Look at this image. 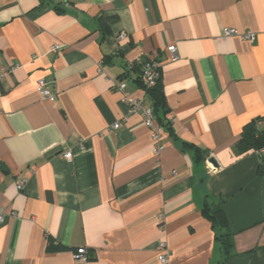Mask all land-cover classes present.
<instances>
[{
  "label": "crops",
  "instance_id": "1",
  "mask_svg": "<svg viewBox=\"0 0 264 264\" xmlns=\"http://www.w3.org/2000/svg\"><path fill=\"white\" fill-rule=\"evenodd\" d=\"M143 58L161 67L160 154L117 88L154 105L129 69ZM258 118L264 0H0V264H159L161 239L169 264H264V158L237 147ZM205 202L227 216V259Z\"/></svg>",
  "mask_w": 264,
  "mask_h": 264
},
{
  "label": "built area",
  "instance_id": "2",
  "mask_svg": "<svg viewBox=\"0 0 264 264\" xmlns=\"http://www.w3.org/2000/svg\"><path fill=\"white\" fill-rule=\"evenodd\" d=\"M225 35H236L239 34L236 28H227L224 30ZM125 34H122L124 36ZM243 37L252 38L253 33L247 32L246 34H241ZM63 48V44L61 43H54L51 46L52 51H59ZM168 50L171 52L172 59L177 58V48L175 45H171L168 47ZM140 60V59H139ZM134 62V61H133ZM133 62H130L129 68H132ZM160 63L153 58H148L147 61L142 65L140 71V79L143 85L147 88L152 87L156 81L160 77L159 71ZM3 73H1V76ZM118 90L121 92V101L128 107L129 113H141L144 117V124L149 127L151 130V138L153 142V151L155 154H160L165 149V144L162 139V131L163 128L158 125L156 122L153 111L151 107H148L145 102L144 98L132 97L128 90L127 84L124 80H121L117 84ZM38 89L41 96L44 99L55 100V95L50 88L49 82H47L44 78H40L38 80ZM123 122L118 121L113 124V128L117 129L122 126ZM256 127L258 130H264V119H260L257 121ZM257 154L264 158V146L255 150ZM61 156L70 161L73 158V151L70 148L65 149L61 152ZM208 167H215L213 163L207 160ZM26 180H21L18 184L19 189H23L25 186ZM0 220H3V213L0 211ZM159 254H158V262L159 264H169V259L171 255V249L165 239H161L159 241ZM75 258L86 260L88 259L87 249L85 247L78 248L77 252L75 253Z\"/></svg>",
  "mask_w": 264,
  "mask_h": 264
},
{
  "label": "trees",
  "instance_id": "3",
  "mask_svg": "<svg viewBox=\"0 0 264 264\" xmlns=\"http://www.w3.org/2000/svg\"><path fill=\"white\" fill-rule=\"evenodd\" d=\"M113 19L114 17L101 18L102 28L106 29L108 23ZM147 59L148 58H143L134 61L132 68L129 69L138 72V81L144 87L146 94H150L154 100V105L151 106L153 116L158 125L165 129L168 126L169 121L167 120L166 99L161 86V67H159L160 77L152 87H145L140 79L141 67ZM260 119L264 118H258L245 126L242 138L237 144L239 150L245 152L250 149L256 150L264 146V130H258L256 127L257 121ZM184 146L193 149L197 156H201L203 154L201 149L194 144L185 143ZM202 211L203 214L211 220L213 229L215 230L218 246L224 254L225 259L229 258L232 255L233 235L230 231L225 230L228 227V220L223 208L212 207L208 202H205L203 204Z\"/></svg>",
  "mask_w": 264,
  "mask_h": 264
},
{
  "label": "water",
  "instance_id": "4",
  "mask_svg": "<svg viewBox=\"0 0 264 264\" xmlns=\"http://www.w3.org/2000/svg\"><path fill=\"white\" fill-rule=\"evenodd\" d=\"M54 151H56V149H55ZM208 161H209V162H213V163H214V165H215V161H214V159H213V158H210Z\"/></svg>",
  "mask_w": 264,
  "mask_h": 264
}]
</instances>
